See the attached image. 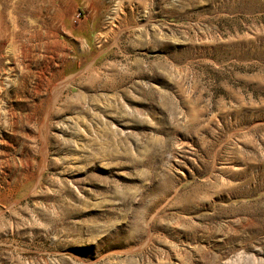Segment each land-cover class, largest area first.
<instances>
[{
  "label": "rangeland",
  "instance_id": "rangeland-1",
  "mask_svg": "<svg viewBox=\"0 0 264 264\" xmlns=\"http://www.w3.org/2000/svg\"><path fill=\"white\" fill-rule=\"evenodd\" d=\"M12 3L0 264H264V0Z\"/></svg>",
  "mask_w": 264,
  "mask_h": 264
},
{
  "label": "bare ground",
  "instance_id": "bare-ground-1",
  "mask_svg": "<svg viewBox=\"0 0 264 264\" xmlns=\"http://www.w3.org/2000/svg\"><path fill=\"white\" fill-rule=\"evenodd\" d=\"M7 4L13 5L12 0H5ZM13 8V7H12ZM12 10V9H11ZM17 17V16H16ZM3 20H0V46H3L5 44L9 46H20L23 40H33L37 39L40 42H43V44L46 42L48 39L46 35H43L42 33H35V34H30L26 36V32H23L19 30L18 26L15 25L14 23L17 20H14L10 17L6 18L3 17ZM15 18V17H14ZM47 18H43L40 14L35 13L33 15V20L37 24L38 27L42 28L43 26L51 25L52 19L46 20ZM45 32V31H44ZM46 34V32H45ZM46 38V40H45Z\"/></svg>",
  "mask_w": 264,
  "mask_h": 264
}]
</instances>
